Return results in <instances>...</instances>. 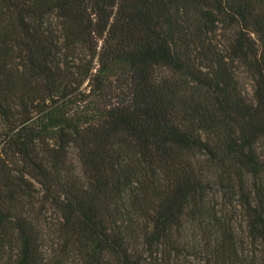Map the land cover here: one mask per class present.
Here are the masks:
<instances>
[{
    "label": "trees",
    "instance_id": "trees-1",
    "mask_svg": "<svg viewBox=\"0 0 264 264\" xmlns=\"http://www.w3.org/2000/svg\"><path fill=\"white\" fill-rule=\"evenodd\" d=\"M0 264H264V0H0Z\"/></svg>",
    "mask_w": 264,
    "mask_h": 264
},
{
    "label": "rangeland",
    "instance_id": "rangeland-1",
    "mask_svg": "<svg viewBox=\"0 0 264 264\" xmlns=\"http://www.w3.org/2000/svg\"><path fill=\"white\" fill-rule=\"evenodd\" d=\"M241 83H242V85H243L244 88L248 89L249 92H251L252 89L250 87V81L246 77H244V76L241 77ZM235 218L237 220V225H238V228H239V231H240L241 230V227L240 226H241V224L243 222V217L240 214H236L235 215Z\"/></svg>",
    "mask_w": 264,
    "mask_h": 264
}]
</instances>
